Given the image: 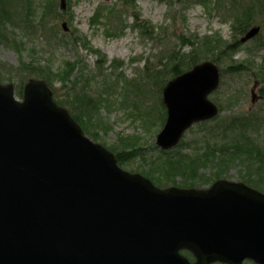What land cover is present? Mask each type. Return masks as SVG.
I'll return each instance as SVG.
<instances>
[{"label": "water", "instance_id": "obj_1", "mask_svg": "<svg viewBox=\"0 0 264 264\" xmlns=\"http://www.w3.org/2000/svg\"><path fill=\"white\" fill-rule=\"evenodd\" d=\"M218 77L214 64L204 63L168 84L160 148L171 149L194 122L217 115L207 97ZM246 260L264 264V195L227 181L203 192L159 190L84 135L43 82L29 81L23 102L12 85H0V264Z\"/></svg>", "mask_w": 264, "mask_h": 264}, {"label": "rangeland", "instance_id": "obj_2", "mask_svg": "<svg viewBox=\"0 0 264 264\" xmlns=\"http://www.w3.org/2000/svg\"><path fill=\"white\" fill-rule=\"evenodd\" d=\"M34 1L41 4L40 10L43 13H46V7H49V13L45 14L47 17L41 26L37 27L39 30L34 40H24L27 50L21 54L17 53L13 46L0 44V64L5 68L18 69L23 62L34 60L57 73L66 62H81L86 67L85 75L90 78V90L97 94L103 93L110 105L102 112L110 130L107 133H97L98 141L95 142L111 152L110 148L116 146L120 138L138 139L146 151L145 157L143 160L137 158L121 167L130 174L145 176L142 174L144 163H148V159L158 157L160 153L156 138L164 124L161 114H166L161 105V88L165 83L164 79L156 86L138 83L140 88H137L135 81L147 64L150 68L156 66L165 69L167 56L172 52L182 51L189 54L190 47L186 44V38L189 36L200 40L219 35L223 40L231 41V23L222 21L215 12L195 3L183 6L181 0H136V11H129L120 19L121 13L113 14L111 25L106 22V18H100L97 14L101 13V10H104L102 16L112 10L123 12L121 7L124 4L121 0H66L64 12L60 9V0H55L51 5L44 0ZM252 10L253 25L261 27L260 34L254 40L241 44L235 53L222 55L221 61L217 65L214 64L220 85L217 92L208 96V99L213 104L220 102L223 112L206 125L195 124L185 135V141L195 142L198 150L203 148L204 142L217 140L216 137L222 132V129H219L222 121L233 119L239 130L249 133L259 143L264 144V14L258 12L259 7ZM135 14H139L141 20L149 24L150 30L144 35L134 23ZM37 21L39 22V19ZM64 23L69 30L67 33L62 28ZM14 31L19 39L23 38L19 30ZM75 33L77 36L80 34L86 37L93 50L106 57L104 71L99 75L97 56L82 47L75 48ZM219 55L214 53L211 60L215 61ZM113 62H116V68L112 66ZM232 64L240 68V71L229 72L227 67ZM75 75L77 76V73L73 77ZM29 79L31 78L15 73L13 81L2 79L0 84H11L18 91L23 84L21 81L27 82ZM54 88L60 90V83H56ZM68 88H72V84L68 85ZM253 93L256 96L254 103ZM58 94L62 95L61 90ZM18 100L22 101L20 98ZM242 172L232 170L229 181L241 182ZM203 188L207 190L208 187Z\"/></svg>", "mask_w": 264, "mask_h": 264}, {"label": "trees", "instance_id": "obj_3", "mask_svg": "<svg viewBox=\"0 0 264 264\" xmlns=\"http://www.w3.org/2000/svg\"><path fill=\"white\" fill-rule=\"evenodd\" d=\"M54 1L44 0L50 5ZM121 2L124 4L121 7L123 12L112 10L106 16H102L101 13H104V10H101L97 16L106 18V22L111 25L110 19L113 14L121 13L120 19L129 11H136V0H121ZM180 3L183 6L190 3L203 6L215 12L222 21L230 22L233 32L232 40L225 41L219 35L200 40L193 36L184 37L187 46L190 47L189 54L182 51L172 52L167 56L165 69L156 68V66L150 68L147 64L140 77L135 81V87L140 88L138 83L156 86L161 84V80L164 79L165 84L161 88L164 90L170 81L202 63L211 62V56L214 57V53L220 54L215 61H212L217 65L221 61L222 55L236 52L242 44L241 38L254 26V19L251 16L254 10L252 9L259 7L258 12L264 14V0H181ZM40 7L41 4L35 3L34 0H0V44L6 47L13 46L19 54L26 51L27 43L24 40H34L35 34L39 30L37 27L41 26L47 17L45 14L49 13V7H46V13L41 12ZM134 23L142 35L150 30L149 24L141 20L139 14L134 15ZM14 30H19L23 38L19 39ZM41 30L43 31V29ZM73 35L75 48L82 47L90 54L97 56V72L98 75L102 73L103 66L107 63L106 57L99 51L93 50L86 37L80 34L77 36L76 33ZM112 66L116 68V62H113ZM85 69L86 67L78 60L72 63L66 62L57 73L34 60L29 63L23 62L18 69L5 68L0 64V81L4 79L11 82L14 80L15 73H20L25 78L44 82L50 88L56 104L68 111L72 120L85 134L94 141H98L97 133L100 131L107 133L110 130L109 123L102 115L103 110L109 108L110 105L108 98L103 93L97 94L90 90V78L85 75ZM227 70L232 73L240 71V68L232 64L227 67ZM80 71L82 72L78 75ZM76 73L77 76L73 77ZM21 83L23 84L17 91V95L23 98L26 82L22 80ZM56 83H60L62 95L58 94L60 90L54 88ZM70 84H72V88H68ZM161 105L165 112L166 108L163 102ZM216 105L220 108L221 113L223 111L222 104L216 102ZM165 115L161 114L163 123L166 120ZM236 128L234 119L227 122L222 121L219 128L222 129V132L216 137L217 140L204 142L203 148L199 150L195 147V142H186L183 139L175 150L160 151L158 157L153 160L148 159V163H144L142 174L157 186L189 190L202 189L219 180L229 178L230 172L235 169L243 171L241 182L264 192V144L259 143L249 133L237 131ZM110 150L120 166L137 158L143 160L146 154L138 139L134 137L120 138L116 146L114 145ZM182 254L190 261H195L190 252L183 251Z\"/></svg>", "mask_w": 264, "mask_h": 264}, {"label": "bare ground", "instance_id": "obj_4", "mask_svg": "<svg viewBox=\"0 0 264 264\" xmlns=\"http://www.w3.org/2000/svg\"><path fill=\"white\" fill-rule=\"evenodd\" d=\"M255 27H259L260 28V31H259V33H258V35L260 34V32H261V27L260 26H258V25H254L253 27H251L248 31H247V33L251 30V29H253V28H255ZM246 33V34H247ZM246 34H245V36H246ZM211 63H213V62H211ZM213 64H215V63H213ZM186 73H188V72H186ZM185 74V73H184ZM219 85H220V79H219V84H218V86H217V89L219 88ZM219 116V115H218ZM218 116H215L214 118H212L213 120L214 119H216Z\"/></svg>", "mask_w": 264, "mask_h": 264}]
</instances>
